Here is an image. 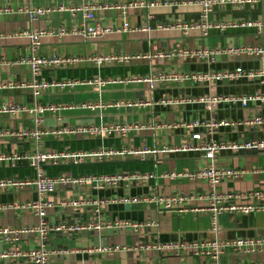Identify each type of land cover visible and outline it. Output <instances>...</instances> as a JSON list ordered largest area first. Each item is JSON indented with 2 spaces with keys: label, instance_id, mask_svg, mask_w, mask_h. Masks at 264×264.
I'll return each instance as SVG.
<instances>
[{
  "label": "crops",
  "instance_id": "obj_1",
  "mask_svg": "<svg viewBox=\"0 0 264 264\" xmlns=\"http://www.w3.org/2000/svg\"><path fill=\"white\" fill-rule=\"evenodd\" d=\"M95 5V21L90 25L109 27L112 32L98 39H87L79 34H71L85 24L80 12L72 13L69 7ZM46 7L51 11L38 21H29L21 9L26 7ZM108 6V7H107ZM200 6L197 0H0V59L16 60L30 53L35 55H91V54H139V59L120 67L112 75L126 77L130 75L181 74L205 71H231L237 67L244 70L264 72V55L258 57L216 55L213 61L206 59L173 56L167 59L152 57L157 50L180 51L192 48H215L220 45H258L263 43V34L255 29L231 30L225 33L211 31L203 36L199 31L185 34L180 29H156L157 23L187 22L197 19ZM227 17H250L264 19V2L236 5L233 3L216 4L210 18L220 20ZM128 21L136 27L133 31H115L122 23ZM149 25V31L139 30ZM46 29L49 35L41 38L39 44L32 49L27 38L20 33ZM64 29V36L58 30ZM78 64L63 69H44L41 79L53 77L82 78L89 69L106 68ZM75 75V77L70 76ZM93 75H97L96 73ZM92 75V76H93ZM91 76V77H92ZM99 76V75H98ZM85 78H89L84 76ZM105 77V76H104ZM31 74L27 65L0 64V82L18 84L28 81ZM263 95L264 75L262 78H239L222 80L215 83H196L190 80L183 82L165 81L155 83L149 91L143 84L131 86H113L103 91H96L86 86H77L71 91H48L38 99L46 102H81L98 99H134L151 101L146 107H133L114 111L111 109L99 113L89 111L63 112L62 121L46 116L47 125L70 124H102L125 122L137 125L131 129L124 140L110 138H91L81 140L53 141L59 148L69 146L68 141L111 140L110 145L120 146L123 143L165 149L154 157L147 155L144 159L129 155L116 156L113 161H129L138 170L120 167L115 172H148L153 175L149 179L122 182L118 187L96 190L84 186L70 188L58 187L49 198L59 204L63 198H99L106 200L99 213L91 207H63L53 205L46 217L49 225L67 223H94L98 228L90 227L81 231L51 233L45 241L49 252V264H233L247 263L264 259L263 255L235 251H224L214 256L198 257L189 248L180 251L172 249L152 248L159 243H184L205 241L217 238L230 241L240 238H264V211L251 214L220 212L216 219L208 210L206 200L190 199L177 204L171 211L160 212L159 208L149 202L132 203L122 199L132 197H152L154 195L197 196L207 192H249L253 189L264 190V150L222 149L214 161L216 169H238L237 177L222 179L213 187L206 181L189 178H170V172H193L206 167L209 160L200 151L176 150L183 142L190 141L193 133H204L203 125L209 121L226 119L241 121L256 114L264 116V102H250L242 107L238 104H218L211 111L203 104L188 100L203 95ZM179 100L185 103H177ZM22 103L32 105L33 99L26 89L7 88L0 90V104ZM31 116L27 113L11 117L0 115V129L31 127ZM213 138L219 142L247 141L264 138V125L231 124L214 130ZM28 144H20L10 136L0 137V151H15ZM70 147V146H69ZM111 162V161H109ZM4 165L0 164V167ZM24 166V165H22ZM6 167V166H5ZM48 173V172H47ZM60 173V172H59ZM50 175V174H49ZM3 177V176H2ZM5 177V176H4ZM32 194L0 189V203H15ZM237 204H248L249 200H234ZM215 219V220H214ZM214 220V221H213ZM216 222V228L213 225ZM126 223V224H124ZM129 223V224H128ZM130 223L140 224L132 228ZM37 218L21 210H0V230L5 227L33 226ZM118 224V226H117ZM0 234V254L12 248ZM40 239L36 235L22 236L16 247L28 251L37 249ZM118 247V248H116ZM0 264H34L22 259H1Z\"/></svg>",
  "mask_w": 264,
  "mask_h": 264
},
{
  "label": "built area",
  "instance_id": "obj_2",
  "mask_svg": "<svg viewBox=\"0 0 264 264\" xmlns=\"http://www.w3.org/2000/svg\"><path fill=\"white\" fill-rule=\"evenodd\" d=\"M260 0H197L200 6V12L195 20L187 22L157 23L155 28L166 30L169 28L180 29L185 34L189 31H199L203 36L208 35L211 31L225 33L231 30L239 29H255L263 33V43L258 45H220L215 48H192L183 49L180 51L157 50L152 57L156 59H167L173 56L206 59L213 61L216 55L247 56L258 57L264 55V22L260 19H252L250 17H227L220 20L210 18V13L214 5L223 3H233L236 5H245L258 3ZM264 2V0H263ZM108 7V6H107ZM95 5H84L81 7H69L72 13L80 12L85 24L78 29H73L71 34H79L87 39H98L106 36L112 30L105 26L90 25L89 22L95 21ZM51 9L46 7H26L21 9V12L26 14L29 21H38L44 18ZM137 28L131 26L128 21L122 23L120 28L115 31H133ZM142 31H149V25L141 27ZM27 38L32 49L37 46L42 37L49 35L46 29L35 31H23L20 33ZM67 34L64 29L58 30L59 36ZM143 55L139 54H91V55H58L52 54L48 56L35 55L30 53L26 56H21L16 60H1L0 64L13 65L16 63L27 65L31 74L28 81L18 84L0 82V90L7 88L26 89L29 91L33 99L32 105L28 106L22 103L0 104V115L8 117L27 113L31 116L32 126L20 129L8 128L0 129L1 136H10L18 140L20 144H28L27 148L21 147L15 151H0V164L6 167H16L24 165L31 169L30 174L23 176L9 175L0 177V189H9L25 193H31L32 196L25 200L15 203H0V210H21L26 213H31L37 218V224L33 226L22 227H5L0 230V234L6 241L12 243V248L9 251L0 254L1 259H22L34 264H49L50 252L44 248L45 241L51 233H66L72 231H81L90 227L98 228L94 223H67L49 225L46 222L48 210L56 203L50 200V196L56 192L58 187L70 188L74 186H84L96 190L118 187L122 182L134 181L141 179H149L153 177L148 172H114V173H99V174H78L73 175L70 172H60L55 175H49L46 167L58 165H78L88 162H109L116 156L129 155L138 156L144 159L147 155L156 157L160 151L165 149H156L154 146L147 145L135 146L123 143L120 146H104L99 145L91 149H72L69 146L59 148L45 147L47 141L60 140H81L91 138H110L124 140L131 129L137 125H129L125 122H112L102 124H56L47 125L45 123L46 116L52 117L56 121H62L63 112L89 111L91 113H99V115L108 109L120 111L121 109H131L133 107H146L152 105L151 101H137L134 99H98L95 101L81 102H46L38 100L44 92L59 91L67 92L73 90L77 86H86L96 91H103L113 86H131L143 84L149 91L154 89L155 83L165 81L183 82L190 80L196 83H215L222 80L233 81L239 78H262L263 70L251 71L237 67L231 71H205L199 73H173V74H157L155 76L148 75H130L121 77L117 75H109L101 77L93 75L89 78H50L41 79L40 74L44 69H63L73 67L78 64H88L93 67H114L123 66L130 63L132 60L139 59ZM192 103L203 104L205 109L211 111L218 104H238L242 107L247 106L250 102H264L262 95H203L201 97L188 100ZM184 100H179L177 103H185ZM231 124L238 125H264V116L256 114L241 121H228L226 119L209 121L203 125L204 133L196 132L190 137V141L183 142L176 150L179 151H200L203 157L209 160V164L199 170L193 172H170V178H189L193 180L206 181L211 186L215 187L222 182L225 177H237L241 174L238 169H223L218 170L214 165L215 157L222 149L241 150L253 149L264 150V138L250 139L247 141H229L219 142L213 138V133L216 128L227 127ZM190 199L206 200L208 210L211 215L217 217L220 212L251 214L258 210L264 211V190L253 189L249 192H207L197 196L183 195H154L152 197H132L130 199H122L132 203L149 202L155 204L160 212L171 211L174 206ZM245 199L249 200L248 204H237L234 200ZM107 204L106 200L99 198H63L59 204L63 207H91L94 213L101 211L102 205ZM214 219V220H215ZM213 220V221H214ZM126 224V223H124ZM129 224V223H128ZM132 228H137L140 224L130 223ZM216 228V222H213ZM118 226V224H117ZM36 235L40 239V246L37 249L23 251L16 247V242L24 235ZM157 251L161 249H172L180 251L189 248L193 255L198 257L214 256L223 253L224 251H235L250 254H260L264 256V238H240L237 237L230 241H221L217 238L205 241H192L189 244L184 243H159L152 245ZM118 248V247H116ZM199 264H209L201 262ZM233 264H264V259H258L247 263Z\"/></svg>",
  "mask_w": 264,
  "mask_h": 264
},
{
  "label": "trees",
  "instance_id": "obj_3",
  "mask_svg": "<svg viewBox=\"0 0 264 264\" xmlns=\"http://www.w3.org/2000/svg\"><path fill=\"white\" fill-rule=\"evenodd\" d=\"M119 71H122L120 67H106V68H98V69H89L82 75V78L91 77L93 73L104 77L115 74ZM70 76L75 77V75L70 74ZM71 78V77H69ZM81 78V76H80ZM111 140H83V141H68V145L72 149H91L95 148L99 145L107 146L110 145ZM50 146H57V143H51ZM134 163H130L129 161H111V162H88L84 164L78 165H58L52 167H46L48 174L55 175L59 172H70L73 175L78 174H99V173H114L118 168L123 167L129 170H138L139 166H132ZM31 169L27 166L17 165L16 167H0V177L16 175L23 176L25 174H30Z\"/></svg>",
  "mask_w": 264,
  "mask_h": 264
},
{
  "label": "water",
  "instance_id": "obj_4",
  "mask_svg": "<svg viewBox=\"0 0 264 264\" xmlns=\"http://www.w3.org/2000/svg\"><path fill=\"white\" fill-rule=\"evenodd\" d=\"M263 2V0H261ZM262 22H264V19H262ZM263 34V33H262Z\"/></svg>",
  "mask_w": 264,
  "mask_h": 264
}]
</instances>
